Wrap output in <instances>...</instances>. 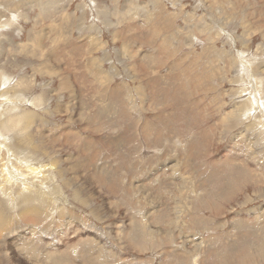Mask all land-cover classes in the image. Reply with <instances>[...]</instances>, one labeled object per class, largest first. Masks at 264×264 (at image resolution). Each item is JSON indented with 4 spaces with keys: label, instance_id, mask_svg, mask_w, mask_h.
<instances>
[{
    "label": "rangeland",
    "instance_id": "1",
    "mask_svg": "<svg viewBox=\"0 0 264 264\" xmlns=\"http://www.w3.org/2000/svg\"><path fill=\"white\" fill-rule=\"evenodd\" d=\"M0 77V264H264V0H0Z\"/></svg>",
    "mask_w": 264,
    "mask_h": 264
},
{
    "label": "bare ground",
    "instance_id": "2",
    "mask_svg": "<svg viewBox=\"0 0 264 264\" xmlns=\"http://www.w3.org/2000/svg\"><path fill=\"white\" fill-rule=\"evenodd\" d=\"M201 5V4H200ZM260 13V12H259ZM263 15V14H262ZM261 15V16H262ZM252 16V15H251ZM255 16V15H254ZM254 21V20H253ZM254 27H256L255 29H254ZM252 26L251 28L252 29H249L248 31H250V30H252V31H254V30H259V28H261V27H263L262 25H258V26ZM256 32V31H255ZM174 69V68H173ZM52 71H54V69L52 70ZM57 72H58V70H57ZM0 79H1V77H0ZM68 79H69V77H68ZM68 79H67V81H68ZM70 80V79H69ZM67 83V87L68 88H71V90H72V85L69 83V82H66ZM146 91V90H145ZM147 95V94H146ZM221 117V116H220ZM8 119V118H7ZM9 119H11V120H9L8 122H6L5 120V124L3 125V123H2V126L4 127V130H10V128H14V127H12V125H18V126H30V124H31V122H32V118H31V116L30 115H27V114H25L24 116L22 115V116H20V117H9ZM222 120L224 119V118H221ZM90 121V120H89ZM17 128V127H16ZM6 131V132H7ZM23 142H27V144H28V142L31 144V142H30V140H26L25 139V141H23ZM26 144V145H27ZM6 149V148H5ZM37 151H42V153L43 152H45L44 154H46L47 152L46 151H44V149L43 148H41V149H37ZM12 154H14V153H12ZM4 160V159H3ZM17 161V163L18 164H20V166H18V167H16L15 168V166H13L12 164H10V167H8L9 168V171H11V172H13L15 175H16V177L18 178V177H22V176H20L19 174H17V173H20V174H23V170L24 169H22V167L23 168H25V169H27V171H30L29 173L30 174H34V175H37V174H39V170L38 169H34V167L33 166H31V162L30 161H28L27 160V158H26V160H24V161H21V162H19L18 160H16ZM6 162H7V160H6ZM80 165V164H79ZM5 166V165H4ZM7 166V165H6ZM52 166H55V165H52ZM76 166H78V165H76ZM0 168H2L1 166H0ZM45 168V167H44ZM54 168V167H53ZM80 168V167H79ZM5 169V168H4ZM41 169V168H40ZM3 170V169H2ZM7 170V169H6ZM41 170H43V169H41ZM44 171V170H43ZM96 175H98V174H96ZM96 175L94 176L95 178H96ZM24 177V176H23ZM38 177V176H37ZM12 179V178H11ZM15 179V178H14ZM20 179V178H19ZM23 179V178H22ZM17 180V179H16ZM15 180V181H16ZM12 181V180H11ZM25 181V180H24ZM103 181V180H102ZM21 182H23V181H21ZM26 182V181H25ZM101 182V181H100ZM24 183V182H23ZM104 183V182H103ZM104 185H105V183H104ZM29 186V185H28ZM31 188V187H30ZM109 188V187H108ZM30 193V192H29ZM26 195H28V193L26 194ZM144 195V194H143ZM149 196V195H148ZM147 199H148V197H145V200L147 201ZM147 204H148V202H147ZM23 213H24V210L22 211ZM21 212V213H22ZM2 213V212H1ZM22 217H24V218H26L27 217V215H23ZM4 218L0 215V230H2L3 229V227H4ZM163 233V232H162ZM164 234H167V233H164ZM188 241V240H187ZM13 254H14V252H12ZM17 253V252H16ZM18 260V259H17ZM18 262H20L21 264H24L23 262H21V261H18Z\"/></svg>",
    "mask_w": 264,
    "mask_h": 264
}]
</instances>
